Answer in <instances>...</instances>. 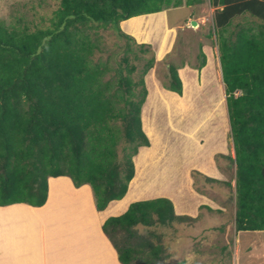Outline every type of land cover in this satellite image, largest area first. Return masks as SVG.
Returning a JSON list of instances; mask_svg holds the SVG:
<instances>
[{
  "label": "trees",
  "instance_id": "trees-1",
  "mask_svg": "<svg viewBox=\"0 0 264 264\" xmlns=\"http://www.w3.org/2000/svg\"><path fill=\"white\" fill-rule=\"evenodd\" d=\"M203 2L60 0L46 28L31 31L27 26L0 21L1 207H43L49 179L59 176L72 178L77 186L91 185L98 211L125 196L135 175L132 157L150 141L141 123L148 90L143 77L137 82L130 77L136 70L129 66L130 44L136 43L119 24L165 8ZM208 2L214 8L208 37L215 36L218 46L235 155L234 159L219 155L217 160L225 156L235 163L231 198L236 208L235 232L263 231L264 0ZM240 17L246 22L234 24ZM110 24L125 41L117 68L118 89L113 94L111 83L102 80L107 68L92 61L95 45L89 38V30ZM198 58L196 68L200 71L206 65L201 46ZM153 62L154 56L147 60L143 75ZM167 70L163 87L182 95L178 68L169 64ZM137 86L136 93L133 89ZM116 120L123 121L122 135L128 144L122 164L116 151L118 134L110 123ZM192 175L200 179L199 185L205 182L196 170ZM173 219L181 220L182 216L175 215L172 201L157 197L131 202L125 212L108 217L101 227L121 264H158L160 247L139 234L137 226H167ZM116 233L123 235V247L112 240Z\"/></svg>",
  "mask_w": 264,
  "mask_h": 264
},
{
  "label": "rangeland",
  "instance_id": "rangeland-1",
  "mask_svg": "<svg viewBox=\"0 0 264 264\" xmlns=\"http://www.w3.org/2000/svg\"><path fill=\"white\" fill-rule=\"evenodd\" d=\"M59 5L60 0H0V21L9 25L27 26L31 31L37 28H46L51 25V20ZM163 11L165 12L164 23H161L159 27L152 23L149 24L147 19L138 31L127 29L129 27L126 26L129 23L127 20L119 24L122 31L132 36L137 44H130L133 51L129 53V66L136 67V70L130 74L133 81L137 82L143 77L145 82L147 76L152 73L156 80L162 84L167 80L169 64L177 68L185 62L198 65L199 42L201 40L204 44L212 43L214 50L217 49V45L213 43L215 36L208 37L214 11L208 0H204L199 5L181 4L177 7L165 8ZM189 18L190 20H188ZM191 20L197 21L198 26L192 27ZM246 20V18L240 17L234 21V24L246 22ZM89 38L95 45L92 61L107 68L102 80L111 83L110 92L113 94L118 89L117 68L118 62L121 61L124 54L125 41L117 36L111 24L89 30ZM138 44H144V46ZM207 52L210 54L209 50ZM134 53L137 54V58L134 57ZM152 56H154L153 66L143 75L145 64ZM216 88L217 85L214 82L206 85L202 90L205 92L195 100L196 89L190 82V86L187 88L189 95V101L186 103L187 108L172 107V115L170 113L179 132L174 133L173 130L168 129L170 123L166 119L167 114L159 112L157 121L162 132V140H160L161 135L158 132L156 136L151 135L152 139L158 138L153 139L152 144L151 137L145 133L150 145L139 147L138 152L132 157L135 168L134 181L132 179L128 183L127 192L120 200L123 201V206L127 209L133 201L166 197L172 201L175 215L182 216L181 220L173 219L167 226H137L139 234L148 238L152 245L160 247V262L158 261V264H264V230L238 233L234 230L231 199L234 188L230 177L227 176L230 179L229 181L227 179V182L231 184V187L227 182L218 183V180L213 179L212 176L209 177V175L196 170V162L188 159L187 151L192 141L186 140L187 138L185 139L182 133L188 130L190 124L197 120L201 113L193 107L207 104V91L211 92ZM139 89L140 86H137L133 91L137 93ZM153 95H155L153 98H156V93ZM214 95L219 96L217 89L214 91ZM146 102L147 97L144 103L146 104ZM201 102L202 104H200ZM122 104L120 103L119 107ZM156 105L162 109L167 108L164 100L160 104L156 102ZM150 109L152 108L148 107L147 111L153 114ZM215 114L216 112L204 114L202 122H204L205 128L219 129L221 134L223 131L221 125L223 121L228 122V118L226 115L223 120L221 116H218L213 120ZM212 121H215V124ZM202 122L199 127H202ZM110 123L118 134L116 151L121 160L119 162L122 164L124 147L128 146L122 135L124 123L122 120L110 121ZM171 135L173 136L171 137ZM225 135L223 138L226 142H223V148L218 146L214 151L216 167H220L217 156L232 154L230 141L232 139L229 129L226 130ZM170 138L172 139L171 144L174 146L171 148L169 145L166 148V145L170 144ZM188 138L194 139L191 134ZM206 141L207 137H204L203 142ZM225 156L221 159L226 162L228 158ZM139 167L141 168L138 169ZM194 170L204 175L205 182H202L201 185L197 183L200 179L192 175ZM192 180L195 182L193 185L191 184ZM134 187L135 191L132 192ZM50 196L51 198H49ZM88 202L95 216V197L91 185L77 186L72 178L59 176L49 179L48 199L43 207L34 208L26 204L23 205L32 209L28 213L36 211L33 214L41 216L45 229L43 240L47 248L51 250L96 248L97 264H121L115 247L102 230L101 211L98 212L96 221L94 218L91 220ZM117 205L119 206V204ZM179 206L183 209L180 210ZM2 210L4 208L0 207V216H4ZM81 236L92 237V243L76 244L75 240ZM122 236L121 233L113 234L112 240L117 247H123L126 244L123 242ZM28 237L37 239V234L32 232L28 234ZM234 246L240 249L236 257L233 255ZM92 257L94 258L93 255Z\"/></svg>",
  "mask_w": 264,
  "mask_h": 264
},
{
  "label": "crops",
  "instance_id": "crops-1",
  "mask_svg": "<svg viewBox=\"0 0 264 264\" xmlns=\"http://www.w3.org/2000/svg\"><path fill=\"white\" fill-rule=\"evenodd\" d=\"M164 14L165 12L162 11L157 14L156 13L148 14V15L130 18L127 20L129 22L128 25H126L129 26L127 29H131L132 31L133 26H137L138 28L141 29V26L143 25V21H145V19H150V18H153L154 26L159 27L161 26V23H164V19H163ZM188 20H190V18ZM213 43L214 45L216 44V42L214 41ZM199 46L202 47V50H204V53L206 55V65L200 71L196 68L197 67L196 64H190L187 62H185L181 67H178V73L183 85L182 95H178L177 93L166 90L164 87H162L163 85L161 84V82L159 80H156V78L152 75V73L147 76L145 84H147L146 88L149 91L148 92L149 95L147 94L148 96H146L147 97L146 104L143 103L142 106V111H141L142 128L145 131V133H147L150 137L151 135L156 136V134L159 132V134L161 135L160 140H162V132L160 131V125L157 121V114L162 111L165 112V114H167L166 119H168L170 123L169 124L170 126H168L167 128L173 130L174 133L175 132L178 133L179 128L176 129V127L178 126L174 124V119L171 117L172 115L171 110L172 107H176L179 109L187 108L186 103L189 101L187 88H189L190 82L191 85L196 89L194 96L195 100L197 98L199 99V96H202L201 93L205 92L202 90L205 89L206 85H209L213 82L216 83L217 85L216 89L219 92V96L216 97V95H214V91L216 89L211 92L207 91L206 100L208 101V103L202 104L201 102L200 104L202 105H196L197 107H193L201 111V113L199 114L197 120H195L190 124L191 126L188 128V130L183 132L182 134L185 136V139L187 138L186 140L190 142L192 141L191 145L188 147L187 155L189 156L188 159L196 162L197 164L196 170L201 171L206 175H209V177L212 176L213 179L218 180V183L227 182L228 179L227 176H229L232 181V186L234 188L236 167H235V163L232 162V159H230V157L233 159L235 157L232 140H230L232 145L231 146L232 154H230L228 160L226 162L223 159L220 160L219 162L220 167H216L214 161L215 160L214 151L218 146L223 148L224 146L223 142H226L223 137L226 136L225 135L226 130L227 129L230 130L227 104H226L225 85L222 80L218 46L215 51L212 43L204 44L202 40L199 42ZM208 50L210 51V54L207 52ZM153 93H156V98H153L155 96L153 95ZM163 100L165 105L167 106L166 109H162L160 108V106L158 107L157 105L155 106L156 102L160 104L161 101ZM148 107L152 108L150 110L153 112V114L147 111ZM214 112H216V114L214 115L213 120L218 116H221L223 120L226 118V115L228 118V122L223 121V124L221 125L222 127L221 130L223 129L221 134L219 133V129L210 130L208 128H205L204 122H202L203 120L202 117L204 114H211V113L214 114ZM201 122H202V127H199V124H201ZM212 123L215 124V121H212ZM190 134L194 139L190 140L188 138ZM172 136L173 135H171V137ZM204 137H207V141L205 143L203 142ZM153 139H158V138H153ZM153 139L151 137L152 144H153ZM170 140H171L170 144L166 145V148H168L169 145H171V148L172 146H174L171 144L172 142L171 138ZM194 140L195 143L193 142ZM190 157L193 158L191 159ZM230 179H228V181ZM132 181H134V179ZM191 184L192 185L194 184L193 180L191 181ZM209 202L211 201L209 200ZM122 203L123 201L120 200L110 202L108 207L100 212L101 213L100 220L102 221V223L107 219V217L118 215L123 211H125L126 207H124ZM117 204H119V206ZM13 205H9L8 207L5 206L7 208L3 207L4 210L2 211H4V216L3 215L0 216V264H97L98 263V260L96 259V255L98 254L96 248L94 249H92L91 247L89 249L59 248L54 250L47 248V245H45V242L43 240L45 229L41 221V216H37L36 214H33L36 213V211L33 213H28L31 212L32 209H29L28 206H25L23 204H13ZM87 205L89 208V212H90L89 216L91 220L92 218H94V221H96L97 220L96 217H98L99 211L96 209L94 216L93 212L91 211V208L89 207V202L87 203ZM232 210H233L232 216L234 219L236 208L233 201H232ZM22 214H26V215H22ZM32 232L37 234V239H32L28 237V234H31ZM239 232H243V231H239ZM91 238L92 237L81 236L77 238L78 240H75V242L76 244H88V243H92ZM234 247L235 248L233 250L234 251L233 255H235L236 257V254L237 255L239 254L240 249L237 246ZM92 255L94 256V258L92 257Z\"/></svg>",
  "mask_w": 264,
  "mask_h": 264
},
{
  "label": "bare ground",
  "instance_id": "bare-ground-1",
  "mask_svg": "<svg viewBox=\"0 0 264 264\" xmlns=\"http://www.w3.org/2000/svg\"><path fill=\"white\" fill-rule=\"evenodd\" d=\"M148 20V22H149V24L150 23H152L153 24V18H150V19H147ZM144 22V21H143ZM132 29L133 30H135V31H138V30H140V28H138L137 26H133L132 27ZM141 167H139L138 169H140ZM172 174V173H171ZM144 176V175H143ZM133 189V190H132ZM131 190H132V192H134L135 191V187L134 188H132ZM132 195V194H131ZM49 198H51V196L49 197ZM49 201H50V199H49ZM178 204V203H177ZM180 207V206H179ZM181 209H183V207H180V210Z\"/></svg>",
  "mask_w": 264,
  "mask_h": 264
},
{
  "label": "water",
  "instance_id": "water-1",
  "mask_svg": "<svg viewBox=\"0 0 264 264\" xmlns=\"http://www.w3.org/2000/svg\"><path fill=\"white\" fill-rule=\"evenodd\" d=\"M190 25H191L192 27H197V26H198V23H197V21H195V20H191V21H190Z\"/></svg>",
  "mask_w": 264,
  "mask_h": 264
}]
</instances>
